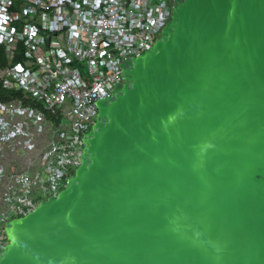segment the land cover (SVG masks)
<instances>
[{
    "label": "water",
    "instance_id": "95a60500",
    "mask_svg": "<svg viewBox=\"0 0 264 264\" xmlns=\"http://www.w3.org/2000/svg\"><path fill=\"white\" fill-rule=\"evenodd\" d=\"M121 67L0 264H264V0H174Z\"/></svg>",
    "mask_w": 264,
    "mask_h": 264
},
{
    "label": "built area",
    "instance_id": "2783aa9c",
    "mask_svg": "<svg viewBox=\"0 0 264 264\" xmlns=\"http://www.w3.org/2000/svg\"><path fill=\"white\" fill-rule=\"evenodd\" d=\"M174 0H0V251L5 224L56 195L81 160L96 100L123 82Z\"/></svg>",
    "mask_w": 264,
    "mask_h": 264
},
{
    "label": "trees",
    "instance_id": "16d2710c",
    "mask_svg": "<svg viewBox=\"0 0 264 264\" xmlns=\"http://www.w3.org/2000/svg\"><path fill=\"white\" fill-rule=\"evenodd\" d=\"M8 65L3 46L0 44V68ZM21 93L15 91L6 90L0 81V100H9L11 98H20Z\"/></svg>",
    "mask_w": 264,
    "mask_h": 264
}]
</instances>
